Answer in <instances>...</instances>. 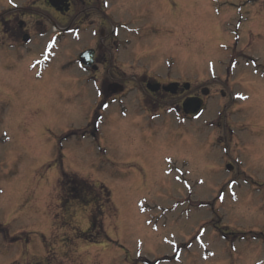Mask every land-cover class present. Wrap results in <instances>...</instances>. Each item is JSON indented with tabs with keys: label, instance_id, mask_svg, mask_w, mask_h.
Masks as SVG:
<instances>
[{
	"label": "rangeland",
	"instance_id": "374dc122",
	"mask_svg": "<svg viewBox=\"0 0 264 264\" xmlns=\"http://www.w3.org/2000/svg\"><path fill=\"white\" fill-rule=\"evenodd\" d=\"M161 35L170 37L171 78L227 92V74L236 80V102L214 93L196 122L221 113L243 143L256 144L239 153V173L225 170L221 146L207 157V137L177 130L175 115L170 131L143 122L134 95L104 112L95 138L99 98L93 85L74 92L67 36L43 71L27 63L1 72L4 264H264V0H170ZM242 148L229 150L231 162ZM64 171L105 186L110 201L95 193L70 201ZM96 206L110 238L98 243L82 237Z\"/></svg>",
	"mask_w": 264,
	"mask_h": 264
},
{
	"label": "flooded vegetation",
	"instance_id": "af4514ba",
	"mask_svg": "<svg viewBox=\"0 0 264 264\" xmlns=\"http://www.w3.org/2000/svg\"><path fill=\"white\" fill-rule=\"evenodd\" d=\"M30 2L41 4L31 6ZM164 30L170 31V0H23L21 4L0 0V81L5 80L2 70L11 72L12 67L27 63L32 67L38 64L43 71L53 59L47 57L46 36L55 42L70 36L75 44L67 63L73 71L72 86L76 93L88 92L90 85L94 86L99 98L94 114L102 116V106L111 103L119 102L125 108V98L134 95L143 122L161 121L157 124L170 131V115H175L177 130H195L191 140L201 142L200 137H207L202 142L207 157L213 153L211 148L221 146L225 170L239 173V153L246 154L245 150L256 144L243 143L234 125L222 119L221 113L196 122L206 115L208 98L214 93L219 92L224 99L233 94L231 102H236V80L231 74L224 80L232 93L181 78L184 76L171 78L170 37L161 35ZM31 54L34 58H29ZM190 98L204 100L199 116L185 111L184 101ZM237 147L243 148L236 151L231 162L229 150ZM256 158L263 159L261 153ZM0 261L7 262L3 256Z\"/></svg>",
	"mask_w": 264,
	"mask_h": 264
},
{
	"label": "trees",
	"instance_id": "16d2710c",
	"mask_svg": "<svg viewBox=\"0 0 264 264\" xmlns=\"http://www.w3.org/2000/svg\"><path fill=\"white\" fill-rule=\"evenodd\" d=\"M61 188L62 192L65 194L67 193L68 195L72 196L70 201L72 199H82L84 196H87L90 194L97 195L98 197L102 196L105 194L108 197V201H110V193L107 190L105 186H100V188L95 189V186H91L86 180L83 178H80L76 176L75 174H70L68 172H63L61 175ZM102 194V195H101ZM66 199V197H65ZM68 199L65 200L66 202H70ZM94 202L90 200L88 201L89 205H92ZM97 207V206H96ZM102 206L97 207V211H99L97 215L94 213L92 214V219H91V227L90 230L83 232L82 237L86 239L87 241L90 242H103L105 240H110L108 237L106 231L103 229V218L102 216L104 215L103 210L100 212V208ZM1 226V225H0ZM96 231V233H93Z\"/></svg>",
	"mask_w": 264,
	"mask_h": 264
},
{
	"label": "water",
	"instance_id": "95a60500",
	"mask_svg": "<svg viewBox=\"0 0 264 264\" xmlns=\"http://www.w3.org/2000/svg\"><path fill=\"white\" fill-rule=\"evenodd\" d=\"M184 106L187 112L198 114L202 108V101L200 99H189L185 101Z\"/></svg>",
	"mask_w": 264,
	"mask_h": 264
},
{
	"label": "bare ground",
	"instance_id": "6f19581e",
	"mask_svg": "<svg viewBox=\"0 0 264 264\" xmlns=\"http://www.w3.org/2000/svg\"><path fill=\"white\" fill-rule=\"evenodd\" d=\"M50 81V80H49Z\"/></svg>",
	"mask_w": 264,
	"mask_h": 264
}]
</instances>
